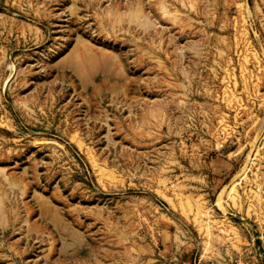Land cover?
<instances>
[{
  "label": "rangeland",
  "instance_id": "1",
  "mask_svg": "<svg viewBox=\"0 0 264 264\" xmlns=\"http://www.w3.org/2000/svg\"><path fill=\"white\" fill-rule=\"evenodd\" d=\"M0 264H264V0H0Z\"/></svg>",
  "mask_w": 264,
  "mask_h": 264
}]
</instances>
